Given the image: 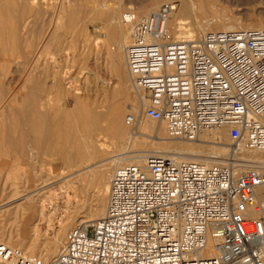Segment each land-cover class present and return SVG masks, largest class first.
<instances>
[{"label":"built area","instance_id":"obj_1","mask_svg":"<svg viewBox=\"0 0 264 264\" xmlns=\"http://www.w3.org/2000/svg\"><path fill=\"white\" fill-rule=\"evenodd\" d=\"M177 6L121 16L131 26L125 56L140 116L171 138L226 129L233 154L264 151V28L178 40L168 27ZM137 123L129 111L126 124ZM0 264H264V165L149 153L116 166L106 212L71 229L55 258L0 242Z\"/></svg>","mask_w":264,"mask_h":264},{"label":"bare ground","instance_id":"obj_2","mask_svg":"<svg viewBox=\"0 0 264 264\" xmlns=\"http://www.w3.org/2000/svg\"><path fill=\"white\" fill-rule=\"evenodd\" d=\"M31 1L33 2V5L34 4L39 5V8H41L44 6V3L47 2L48 0H31ZM128 1L131 2V0ZM180 1L181 3L179 4V6H177L176 10L172 12L168 24L169 30L178 40L186 39V38H200L207 31H219V30H229V29H237V28H264V20L256 19L255 17L248 15L245 16L243 19L245 20V23H242L243 21L240 20V17L238 18L233 16L232 17L229 16L227 18L225 15H218V16L216 15L214 19L211 18L212 20L209 19L210 14L207 15L208 20L207 19L204 20L205 17L204 18L200 17L199 14H202V16L204 13L208 14V12L206 11H208L209 8H213L219 5L221 2H228V0H180ZM141 5H143V3H141ZM17 6L16 8H18ZM140 6L138 5L137 8L139 9ZM152 6L153 8L150 11L160 7V6L157 7V3H153ZM110 7L111 6L108 5L105 8L100 6H95L91 14H93V20H102V22L104 23L103 26L104 36L103 39L102 38L100 39L103 40L102 43L105 46L104 48L106 49L107 55L109 56L113 66L115 67L114 69L117 75L121 73V71L123 70V66H126V72H127L128 80L130 82L129 74L127 71V65H126L125 50H126V46L132 40L131 26L123 23V21L121 20V16L123 13L121 14L120 17L118 16L120 13L121 5L120 6L117 5L115 7L112 6L111 8ZM20 8L21 7L19 6V9ZM41 9L44 10V8ZM142 10L143 9H141V11ZM129 11L134 12L138 17H144L147 14L146 13L139 16L138 15L139 12H136L135 10H129ZM35 13H37V11ZM218 13H220V11ZM188 19L193 20L194 29H189V27L187 28ZM38 20L40 23V19ZM60 20H62V18ZM2 24L4 25V23ZM21 25L22 24H19L17 25V27L19 26L21 27ZM45 56L47 57L50 55L49 53L48 55H46L45 53ZM57 57L55 58V62L58 61V60L56 61ZM6 58H8V56ZM73 58H75V56ZM10 62L13 63L15 61L10 60ZM6 65H8V63ZM127 87L128 85L125 78L118 77V82L115 88H117L116 92L120 98L119 100L122 102H117L116 104L115 102L113 104L110 103L109 104L110 106L107 107L99 103L98 100L92 101L90 97L87 99L85 98L83 100L79 99V102L76 105L77 106L76 110L74 113H72V117H74V120L72 121L71 119L70 121H68L67 124L66 139L67 141L71 142L70 143L71 145L70 148H67L65 150L63 155L64 157L62 156L61 153H59L60 151L58 149L59 147L56 145L57 144L56 142L58 139H60L62 132L59 128H55L53 126L50 127L49 125L48 127L47 125L45 127H42V129H40L41 130L40 133L42 134V139L44 142L46 141L47 143L48 140L50 141V143L53 142L52 145L53 153L51 159L47 161L30 159L27 166L25 165L24 167H21L22 164L19 166L16 165L14 166L11 162H9V160L6 157H3V160L4 158H6L7 161L4 160L6 162L3 163V168L0 169V184L3 183L4 187H6L7 184L10 185L9 188L10 187L13 188V191H10L9 189L10 192L3 193V198L0 199V219L1 217L5 219V217H8V215H10V217L13 216L12 219H14V221L19 220V222L22 221L25 222V224H23L20 227V229H18L17 232L12 231L15 228L9 230V228L7 229V227L5 228V226L2 227L3 229L0 227V242L13 246L12 241L14 240V238H16L17 240L24 242L23 244H20V248L27 255L36 256L35 254H38L37 256L43 258L44 260H50L55 258L66 243V237L68 234L67 229H69V227H71L74 222L78 221V223L75 226H73V228L77 227L80 223L94 221L102 217L106 212L111 178L116 166L122 164L142 162L145 156L149 153H159L174 157L179 160H196V161L206 162L209 164L215 162H222L221 159L224 160L229 159V157L233 155L236 162V170L242 169L243 166L248 165L250 163L264 165V151L243 150L231 154L233 152L231 148L228 146L206 145L204 143L205 141L211 139L210 142L221 144L218 141L219 139H221V136L227 131L226 129L221 131L203 133L200 136V138L197 139V141L199 142L188 141V140L183 141V139L171 138L167 133L165 125L160 124L157 126L154 123H149L148 121H145L143 117L140 116L139 100L137 98V95H134L137 98L134 103L129 102L128 104L125 105V101L129 99V95L126 93V89H128ZM68 88L70 89V87ZM70 91H72V89H70ZM28 103L29 102L27 101L26 104ZM30 104H28L26 111L27 110L30 111V109L32 108V105ZM13 108L15 107L13 106ZM125 108H127L128 111H131L138 119V123L136 127L133 129L132 128L130 129L129 126L126 124L127 114L125 113L126 112ZM11 113L12 114L10 115L12 116V119L14 118L13 121L11 123H8L9 121L7 120L8 124L5 123L6 121L4 123L0 122L1 125L3 124V127H6V129L8 128L9 131H13V130L20 131L22 136L23 134L32 133L35 131V121L33 120L34 118L33 112L31 113L27 112L26 119H23V117L21 118L22 113L20 114L18 110L17 111L14 110ZM3 117L6 116L4 115ZM18 135L19 134H17V136ZM103 136L104 137L106 136L107 138H109V140L103 139ZM31 141L29 140V144ZM37 141L39 140H36V142ZM10 142L11 144L9 148L13 153L15 150H17V146L14 145L12 139L10 140ZM140 144L143 146L150 144L151 146L155 147V149L153 150L151 148L152 150H135L134 148ZM31 147L33 146L31 145ZM112 147L114 148L115 152L109 150ZM18 149L20 150V148ZM36 150L37 149L35 148V151ZM62 151H64V149ZM15 153L17 152L15 151ZM32 154L34 153L32 152ZM36 154L38 155L37 151ZM58 155L59 157L61 156L62 158H59ZM84 163L88 165L87 167H85L88 169V172H84L82 174H80L79 172L80 175L76 179H73L74 178L73 177L72 178L73 180L69 181L66 184L65 186L66 190L64 191L62 190L61 192H59L60 190L58 191L55 190V188H53L54 184L57 183L59 184V182H61L58 180L61 177H63L64 174H66V171L69 172L71 168L75 166L77 168V165L79 164L81 165ZM19 167L23 169H20ZM27 170H32L33 173L35 171L36 175L33 176L29 175L28 173H26ZM22 171L25 173H22ZM93 186H95L96 188L98 187L101 190V192L103 191L102 202H99L97 205L95 206L93 205V207L88 208L87 206L89 205L87 204L86 206V201L81 200L79 201L78 204L79 206L77 207H81L82 209L85 208L83 212L74 209L77 207H72L73 202L70 197L69 191H73L76 196H80V195L83 196L86 190L90 189ZM60 188L61 189L64 188L63 184ZM29 190L30 191L33 190L36 193L34 195H30V193L27 194L26 192H28ZM65 194L67 195L66 207L69 210V213L68 215H66V217L63 219L62 222L59 221L61 225H59L58 223L59 226L54 227L53 219L54 217H57L55 215L58 212L57 202L60 199H62ZM26 222L27 223L29 222V224H27ZM41 222L47 223L46 228H42L40 226ZM50 227H52L54 230V234L52 237H49L47 235L48 228ZM204 253L213 254L214 253L213 247L212 246L208 247L204 251Z\"/></svg>","mask_w":264,"mask_h":264},{"label":"rangeland","instance_id":"obj_3","mask_svg":"<svg viewBox=\"0 0 264 264\" xmlns=\"http://www.w3.org/2000/svg\"><path fill=\"white\" fill-rule=\"evenodd\" d=\"M176 1L179 6L181 1ZM47 2H45L44 6L41 7L44 8L43 10L39 8V5L34 4V6L31 0H0V22L4 23V25L0 23V122L4 123L6 121L5 123H7L9 121L8 123H11L14 118L12 119V116L10 114H12L11 112H13L14 110H18L20 114L22 113L23 115L21 114V118L23 117V119H26L27 112H33V120L35 121V131L32 133L23 134V136L21 135L20 131H9L8 128L6 129V127H3V124L1 125L0 123V136L2 137H0V169L3 168V163L6 162L7 159L14 166H19L22 164L21 167H24L25 165L27 166L30 159L43 161L51 159L53 153V142L50 143L49 140L47 141V143L46 141L44 142L42 139V134L40 133V129H42V127H45L46 125L47 127L49 125L50 127L53 126L61 130L62 134L60 139L57 140L56 145L59 147V153H61L63 156L65 150L67 148H70L71 145V142L67 141L66 139L67 124L71 119L72 121L74 120V117H72V113L75 112L77 107L76 105L78 104L79 99L83 100L90 97L92 101L98 100L99 103L106 107L110 106V103L113 104L115 102L116 104L117 102H122L119 100L120 98L116 92L117 88H115L118 82V77H123L127 81L128 89H126V93L129 95V99L125 101V105L129 102L134 103L136 101L137 98L136 96H134L136 94L130 86V82L128 80L126 72V66H123V70L119 75H117L114 69L115 67L113 66L111 59L106 53V49L104 48L105 46L102 43L103 40L100 39H103L104 36V23L102 22V20H93V14L91 13L93 12V8L95 6L105 8L107 5L111 7L121 5L120 13L118 15L119 17L122 13L129 10H135L136 12H139L138 15L141 16L148 13L153 8V3H157L158 7L161 6L164 2H168V0H131V2H129L128 0H48ZM141 3H143V5H141ZM17 5H19L21 8L19 9V6ZM138 5H141L139 9L137 8ZM16 6L18 8H16ZM141 9L143 10L141 11ZM36 11L37 13H35ZM219 11L220 13H218ZM206 12H208V14L204 13L203 16L202 14H199L201 18L205 17L204 20H208L207 15L209 14L210 20L214 19L216 15H225L227 18L229 16L238 18L240 17V20L243 21L242 23H245V20L243 19L247 15L253 16L256 19L264 20V0H228V2H221L219 5L213 8H209V10ZM17 17L20 18L18 19ZM61 18L62 20H60ZM38 19H40V23ZM41 19L43 23L41 22ZM187 22V28L189 27V29H194L193 20L188 19ZM16 24L22 25L21 27H17ZM45 53L46 55H48L49 53L50 56L46 57ZM7 56L8 58H6ZM55 56L57 57L56 61L58 60V63L55 62ZM74 56L75 58H73ZM13 57L16 59H14ZM10 60H13L15 62L12 63L10 62ZM7 63L8 65H6ZM68 87H70L72 91H70ZM27 101L29 102L28 104L31 103L30 105H32V108L30 107V111H26L28 106V104H26ZM13 106L15 108H13ZM125 109V113L128 114L129 111L127 110V108ZM5 113L8 114L6 115ZM4 115L6 117H3ZM143 119L145 121H148L149 123H154L157 126L160 125V123L153 121L150 118L143 117ZM10 133L12 134V136ZM17 134H19V137L17 136ZM227 135L228 132L226 131L221 136V139H219V141L217 140L221 144L212 143L210 142L211 139L205 141L204 143L206 145H224L230 147V140ZM11 139L13 140L14 145L17 146V150H15L17 153H15V151L12 153L11 149L9 148ZM28 139L30 141L32 140L30 144ZM103 139L109 140V138H107L106 136H103ZM36 140L39 141L36 142ZM194 142L199 141L195 140ZM45 143L47 146L45 145ZM31 145L33 147H31ZM18 148H20V150ZM35 148L37 149L36 151L38 155L36 154ZM151 148L153 150L155 149V147L151 146L150 144H147L145 146L140 144L134 149L152 150ZM63 149L64 151H62ZM109 150L115 152L113 147ZM32 152L34 154H32ZM3 157L7 158H4V160L6 161L3 160ZM59 158L62 157L60 156ZM225 160L221 159V161ZM87 166L88 165L86 163L81 165L79 164L77 165V168L75 166L71 168L69 172L66 171V174L63 175L64 178L61 177L58 180L61 182H59V184H54L53 188L58 191L60 190L59 192H61L62 190H66L65 186L69 181L76 179L80 174L84 172H88V169L85 168ZM22 173L25 172L22 171ZM26 173L31 176L36 175V172L34 171L33 173L32 170H27ZM62 184L64 186L63 189L60 188ZM7 186L4 187L3 183L0 184V199L3 198V193L13 191V188H9L10 185L7 184ZM32 191L33 190H29L26 193L34 195L36 192ZM69 194L73 202L72 207L79 206L78 204L81 200L86 201V206L87 204L89 205L87 206L88 208L93 207V205H97L103 200V191L101 192V190L98 187L96 188L95 186L86 190L83 196H76L73 191H69ZM66 197L67 195L65 194L64 197L57 202L58 212L55 215L57 217H54L53 219L54 227H58L59 225H61L60 222H62L66 215H68L69 213V210L66 207ZM74 209L83 212L85 208L82 209L81 207H77ZM12 218L13 216L10 217V215H8V217H5V219L1 217L0 227L2 228L5 226V228H9V230L15 228L12 231L17 232L18 229H20V227L25 224V222H19V220L14 221V219ZM10 219H12L13 221ZM77 223L78 221L74 222L72 226L67 229V232H69V230H71ZM27 224H29V222ZM46 224L47 223L41 222L40 226L42 228H46ZM53 234V228H48L47 235L49 237H52ZM15 239L16 238H14V240L12 241V245H16L15 247L20 248V244H23L24 242ZM35 255L37 256L38 254Z\"/></svg>","mask_w":264,"mask_h":264}]
</instances>
